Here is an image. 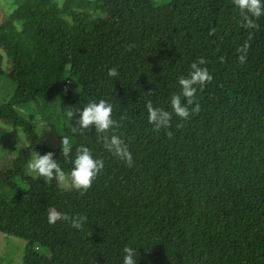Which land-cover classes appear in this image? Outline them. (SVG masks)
<instances>
[{
  "label": "trees",
  "instance_id": "trees-1",
  "mask_svg": "<svg viewBox=\"0 0 264 264\" xmlns=\"http://www.w3.org/2000/svg\"><path fill=\"white\" fill-rule=\"evenodd\" d=\"M15 3L0 21V84L7 77L13 86L0 98V119L21 128L29 147L0 171V184L15 192H0V232L26 241L23 263L123 264L130 246L137 264H264V16L245 29L233 0H88L87 15L72 20L57 2ZM249 32L241 64L237 49ZM200 58L213 80L196 86L189 109L199 103V113L184 121L173 113L169 129L154 130L147 102L172 112L178 77ZM113 67L118 77L108 76ZM100 99L112 105L132 167L104 149L94 125L72 132L79 110ZM37 103L55 114L56 148L18 110ZM62 136L72 143L68 158ZM80 145L104 162L84 195L25 173L35 151L53 152L69 172ZM97 186L101 196L90 193ZM52 210L87 220L82 229L50 224Z\"/></svg>",
  "mask_w": 264,
  "mask_h": 264
},
{
  "label": "clouds",
  "instance_id": "clouds-1",
  "mask_svg": "<svg viewBox=\"0 0 264 264\" xmlns=\"http://www.w3.org/2000/svg\"><path fill=\"white\" fill-rule=\"evenodd\" d=\"M233 4L240 11L242 27L245 29L259 28L256 20L264 16V0H233ZM215 33L216 28L210 27L209 35L213 36ZM252 39L253 34L249 32L248 38L237 49L238 61L241 64L246 62ZM127 47L128 50H131L134 45L129 44ZM220 60L223 62V57H220ZM205 63L204 58H200L198 62L194 61L190 66L191 71L189 74L178 77V84L181 91L179 94H173L171 96L170 104L172 112L166 111L163 108L154 107L151 101L147 102L148 122L154 125V130L169 129L173 113L182 121L189 119L191 115L199 113V103H196L191 110L189 106L193 105L195 100V94L197 92L196 86L198 85L202 89L207 83L213 80L208 69L201 67ZM107 74L110 77L119 76L118 70L114 67L109 68ZM181 97L186 99V104L182 103ZM112 111V105L104 99H100L98 102H89L82 110H79V115L76 119L75 126L72 127V132L83 134L84 130H89L94 125L97 139L102 142L104 149L124 162L128 167H132L134 161L128 145L120 135L115 134L113 131L120 127V123L112 118ZM74 115L76 114L71 110L67 112L69 118H72ZM120 119L123 121L127 117L121 116ZM176 127L181 128L183 124H177ZM110 132L112 133L111 135H109ZM166 134L169 138L173 136V132L171 131H167ZM20 138L22 139L21 136ZM25 146H28V144L25 143ZM60 149L65 158L70 156L72 143L68 136H62ZM53 155L51 151L43 155L38 151L32 153L30 160L27 162L28 174L32 175L34 179L43 177L45 182L49 184L53 180H56L65 191L77 190L80 192V195H84L87 192L92 186L93 181L104 168L103 160L94 158L91 149L84 145L76 148L75 158L71 161L73 166L67 173L60 167L57 160L53 159ZM58 219L68 222L73 228L82 229L87 217L83 215L70 216L56 210L49 212L48 222L50 224L56 223ZM123 252V264H137V259L135 258L136 249L125 246Z\"/></svg>",
  "mask_w": 264,
  "mask_h": 264
},
{
  "label": "rangeland",
  "instance_id": "rangeland-1",
  "mask_svg": "<svg viewBox=\"0 0 264 264\" xmlns=\"http://www.w3.org/2000/svg\"><path fill=\"white\" fill-rule=\"evenodd\" d=\"M43 3L57 2L61 8L63 16L72 20L75 16H86L88 10V0H39ZM133 3L144 6L161 5L170 0H129ZM16 7L15 0H0V21L6 19ZM24 55L27 59L33 60L35 53L25 51ZM6 56V55H5ZM6 60V59H5ZM5 66L7 65L4 61ZM12 82L4 77L0 84V98L7 100L12 93ZM19 112L32 123L41 134L43 139L51 148H56L59 145V140L56 137V117L53 111L45 109L44 103L27 104L18 107ZM11 130V131H10ZM22 139L20 138V136ZM27 138L21 128H14L0 119V171H5L11 166V162L21 150L27 149L29 146ZM25 173L28 174L27 167ZM32 176V175H30ZM33 177V176H32ZM26 183L23 179H18V188L24 189ZM61 189H63L60 186ZM64 190V189H63ZM0 192L8 195H13L15 192L0 184ZM93 195L101 196L103 189L93 187L90 192ZM26 241L23 238L8 235L0 232V264H24L23 254Z\"/></svg>",
  "mask_w": 264,
  "mask_h": 264
}]
</instances>
